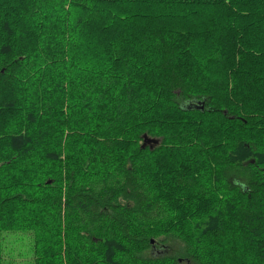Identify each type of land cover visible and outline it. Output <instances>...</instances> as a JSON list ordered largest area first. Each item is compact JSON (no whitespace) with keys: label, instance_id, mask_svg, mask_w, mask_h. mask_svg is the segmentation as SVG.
<instances>
[{"label":"trees","instance_id":"16d2710c","mask_svg":"<svg viewBox=\"0 0 264 264\" xmlns=\"http://www.w3.org/2000/svg\"><path fill=\"white\" fill-rule=\"evenodd\" d=\"M182 263L264 264V0H0V264Z\"/></svg>","mask_w":264,"mask_h":264},{"label":"rangeland","instance_id":"374dc122","mask_svg":"<svg viewBox=\"0 0 264 264\" xmlns=\"http://www.w3.org/2000/svg\"><path fill=\"white\" fill-rule=\"evenodd\" d=\"M4 250L8 260L29 261L32 259L30 240L28 238L20 237L16 235V233L5 234Z\"/></svg>","mask_w":264,"mask_h":264},{"label":"water","instance_id":"95a60500","mask_svg":"<svg viewBox=\"0 0 264 264\" xmlns=\"http://www.w3.org/2000/svg\"><path fill=\"white\" fill-rule=\"evenodd\" d=\"M159 141L156 138H149L145 136L144 141H143V147H146L148 144L155 143L157 144Z\"/></svg>","mask_w":264,"mask_h":264},{"label":"bare ground","instance_id":"6f19581e","mask_svg":"<svg viewBox=\"0 0 264 264\" xmlns=\"http://www.w3.org/2000/svg\"><path fill=\"white\" fill-rule=\"evenodd\" d=\"M158 140V139H157ZM154 144V143H153Z\"/></svg>","mask_w":264,"mask_h":264}]
</instances>
